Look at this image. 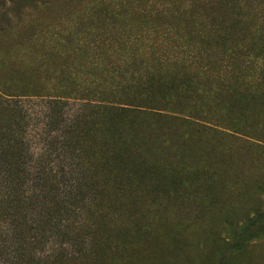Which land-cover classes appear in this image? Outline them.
Instances as JSON below:
<instances>
[{"label":"rangeland","instance_id":"1","mask_svg":"<svg viewBox=\"0 0 264 264\" xmlns=\"http://www.w3.org/2000/svg\"><path fill=\"white\" fill-rule=\"evenodd\" d=\"M42 1L0 0V264L75 263L83 240L70 224L90 196L68 207L78 193L59 189L64 212L48 213L52 196L39 197L36 180L57 173L69 186L76 154L63 135L80 123L95 66L125 59L141 71L158 31L192 39L169 53L196 51L198 72L163 69L166 85L147 100L193 108L203 122L137 117L143 142L118 163L133 176L110 193L115 215L77 264H264V0ZM190 77L206 88L176 100ZM65 93L80 100L52 97ZM22 175L23 190H10Z\"/></svg>","mask_w":264,"mask_h":264},{"label":"trees","instance_id":"2","mask_svg":"<svg viewBox=\"0 0 264 264\" xmlns=\"http://www.w3.org/2000/svg\"><path fill=\"white\" fill-rule=\"evenodd\" d=\"M47 3L48 0L40 2L42 6ZM103 4L102 1L100 5ZM190 7H186V10H189ZM153 34L157 36L153 38L151 43L147 44L150 45L152 54L151 56L148 55L149 59L141 64V71L132 70L134 62L131 63V60L125 59L113 67H110L109 64L108 67L98 65L100 63L95 66L97 74H95L96 78L94 79L96 81L89 80L90 89H87L89 92H87V95L80 97L84 98L85 101L80 123L66 130L63 135V148L66 149V152L68 150L76 154L72 162L76 163L77 173L70 172L76 177L69 182V186H64L62 178L60 179L57 173L42 174L36 180L40 186L39 197L42 195L50 199L52 196L50 200L52 202L50 205L51 210L48 213L54 212L55 215H58L64 212L62 209L64 203L59 202L57 197L60 193L59 189L64 192V188H70L73 193H78L72 196V201L67 202L68 207H71L72 204L75 205V202L85 201L83 195L90 196V201L87 203L88 207L83 212L82 218L76 224H70L75 230L73 231V237L77 241L83 240L78 244L80 251H75V255L69 258L70 261L75 262L72 264L80 263L84 259L82 256L78 257L81 253L90 252L91 250V254H94L93 247H90L91 239L97 233L102 232L105 227L104 224L109 221L108 216L115 215V204L108 200L110 193L124 189L123 182H128L129 178L133 176L128 166L119 169L118 163L121 158L131 156L128 148L132 142H143V139L137 137L136 134L138 132L136 128L139 126V122L136 120L137 117L142 116L147 111H156L158 113L156 116L159 119L170 120L179 127L183 125L196 127L198 122H203L200 121L201 118L193 108L182 109L177 107L179 108L177 109L165 98L160 103L147 100V96H152L149 95L150 91L158 82H162L164 86L166 85L167 80L160 75L163 69H169L167 72L182 70L183 77L181 79L185 78L186 74L193 76L198 72L196 51L183 52L179 49L175 52L176 54L169 53L175 51L169 45H193L190 42L192 40L190 37L184 38V34L177 33L172 36L171 33H161V31ZM183 41L186 42L183 44ZM156 45H160L157 50L154 49ZM167 55L169 58H167ZM129 56V59L134 58V55ZM100 62H108V59H103ZM93 64L90 63V65ZM204 88L206 87L197 85L190 77L188 80H182L176 84L173 93L176 100L190 99L193 101V99L199 97ZM69 94L65 93L64 95L52 97L61 100H80L77 99L79 98L78 95L71 94L72 97H69ZM125 137L131 138V141L126 140ZM139 152L143 153L141 149ZM63 175L66 174L63 173ZM23 180V175L19 179L15 178V183H9L10 190L22 191ZM36 181H34V184ZM60 203H62V206H60ZM22 257H24L25 264L30 263L28 256L23 255ZM51 261L52 259L46 264L51 263ZM36 264L42 263L36 261Z\"/></svg>","mask_w":264,"mask_h":264}]
</instances>
